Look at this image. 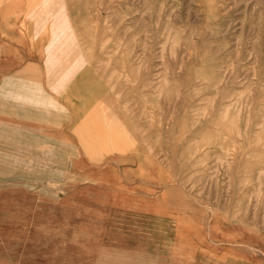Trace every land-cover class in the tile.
<instances>
[{
    "label": "rangeland",
    "instance_id": "374dc122",
    "mask_svg": "<svg viewBox=\"0 0 264 264\" xmlns=\"http://www.w3.org/2000/svg\"><path fill=\"white\" fill-rule=\"evenodd\" d=\"M81 1L28 0L76 118L0 179V264H124L127 208L177 215L175 264H264V0Z\"/></svg>",
    "mask_w": 264,
    "mask_h": 264
},
{
    "label": "crops",
    "instance_id": "0c3cea01",
    "mask_svg": "<svg viewBox=\"0 0 264 264\" xmlns=\"http://www.w3.org/2000/svg\"><path fill=\"white\" fill-rule=\"evenodd\" d=\"M27 5L28 0L14 5L12 0L0 1L1 181L5 175H18L22 169H26V175L35 173V162L42 166L45 161L51 162L53 144L66 146L64 141L50 139L53 131L66 132L67 124L76 118L74 108L60 100L63 89L55 82L64 80L47 76L45 56L32 53L31 14ZM39 33L43 36L42 29ZM44 41L39 35L42 48L46 47ZM147 213L137 214L127 208L116 222L114 218L109 220L100 238L104 253L121 256L124 264H175L177 215L152 211L157 217H150L149 222Z\"/></svg>",
    "mask_w": 264,
    "mask_h": 264
},
{
    "label": "bare ground",
    "instance_id": "6f19581e",
    "mask_svg": "<svg viewBox=\"0 0 264 264\" xmlns=\"http://www.w3.org/2000/svg\"><path fill=\"white\" fill-rule=\"evenodd\" d=\"M86 29H87V28H86ZM86 29H85V30H86ZM33 32L35 33V32H37V31L34 30ZM47 35H48V34H47ZM62 38H64V36H62ZM48 39H49V37H48ZM83 39H84V38H83ZM52 41H53V40H52ZM65 41H66V39H65ZM68 42H69V41H67V49H70L71 46H70V44H69ZM59 46H61V45H59ZM76 47H77V46H74L73 49L76 48ZM50 48L52 49L53 47H50ZM64 51H65V50H64ZM68 51H69V50H68ZM52 52H53V51H52ZM52 52H51V53H52ZM65 52H66V51H65ZM70 52H72V50H70ZM75 52H76V51H75ZM51 53H50L49 55H51ZM78 53H79V52H78ZM78 53H76V54L74 53L73 58H75V59H79L80 56L82 57V54H81L80 56H78ZM47 56H48V55H47ZM65 56H66V54H65ZM65 56H64V57H65ZM70 56H71V55H70ZM77 56H78V57H77ZM52 57H53V55H52ZM76 57H77V58H76ZM49 58H50V57H49ZM80 59H81V58H80ZM80 59H79V60H80ZM87 60H88V59H87ZM72 61H73V60H72ZM81 62H83V61H81ZM71 63H72V62H71ZM77 64L80 65V62H78V61L73 62V64L69 66V69H67V70H68L67 72L69 73V70H71L72 72L75 71V69H76V66H75V65H77ZM77 66H78V65H77ZM53 67H54V65H53ZM53 67H52V68H53ZM71 67H73V68H71ZM63 69H64V68H63ZM75 72H76V71H75ZM63 75H64V74H63ZM60 76H61V75H60ZM63 80H64L66 83L70 80L71 84H73V85H75V84L77 83V81H76L74 78H70V77L68 76V74H66V76H64V79H63ZM71 84H69V87L71 86ZM69 87H67V88H69Z\"/></svg>",
    "mask_w": 264,
    "mask_h": 264
}]
</instances>
